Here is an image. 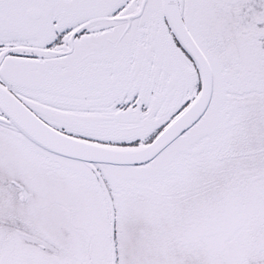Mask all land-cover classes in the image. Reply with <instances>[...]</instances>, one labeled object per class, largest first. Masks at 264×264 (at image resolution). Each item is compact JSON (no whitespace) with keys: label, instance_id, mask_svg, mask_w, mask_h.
<instances>
[{"label":"snow or ice","instance_id":"1","mask_svg":"<svg viewBox=\"0 0 264 264\" xmlns=\"http://www.w3.org/2000/svg\"><path fill=\"white\" fill-rule=\"evenodd\" d=\"M0 264H264V0H0Z\"/></svg>","mask_w":264,"mask_h":264}]
</instances>
